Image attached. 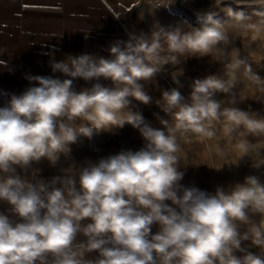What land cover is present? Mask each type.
I'll use <instances>...</instances> for the list:
<instances>
[{
  "label": "clouds",
  "instance_id": "clouds-1",
  "mask_svg": "<svg viewBox=\"0 0 264 264\" xmlns=\"http://www.w3.org/2000/svg\"><path fill=\"white\" fill-rule=\"evenodd\" d=\"M215 15L204 13L203 26L188 32L157 26L150 38L132 36L123 47L117 43L109 49L111 59L85 54L51 64L53 72L73 79H110L112 88L97 82L77 93L73 79L28 76L39 86L12 95L0 108V173L7 174L0 175V201L11 205L10 211L22 220L13 224L0 213V264H157V260L159 264H264V259L241 247L251 238L264 251V184L248 176L230 193L217 188L215 195L184 187L180 184L184 173L177 169L176 137L152 128L130 107V97L145 105L152 102L140 81H150L163 65L209 54L228 41ZM227 15L238 21L250 19L231 7ZM256 15L264 17V10ZM251 27L257 33L264 31L258 24ZM238 64L245 65L264 91V81L252 74L246 61ZM176 76L173 80L179 83ZM234 87V81L228 84L209 76L193 82L190 103L176 88L164 91L156 103L171 116L176 129L206 138L216 135L212 125L221 116L229 122V133L241 128L264 133V118L234 107L221 111V103L213 99L216 92L231 94ZM160 123L168 128L169 121ZM125 124L139 130L145 146L83 168L79 190L72 175L55 177L51 184H33L16 173L14 166L27 169L41 158L55 165L78 137L91 138L94 131ZM240 147L246 154L245 145ZM249 212L261 215L259 224L250 220ZM85 219L91 222L83 225ZM237 222L249 225L247 231L240 234ZM153 225L159 226L155 234ZM78 234L87 242L76 246ZM94 250L99 258H85ZM236 251L246 254L237 258Z\"/></svg>",
  "mask_w": 264,
  "mask_h": 264
},
{
  "label": "crops",
  "instance_id": "crops-1",
  "mask_svg": "<svg viewBox=\"0 0 264 264\" xmlns=\"http://www.w3.org/2000/svg\"><path fill=\"white\" fill-rule=\"evenodd\" d=\"M56 1L52 0V6L46 9L37 5L27 6L24 0L14 1L15 9L7 13L16 23L10 26L5 24L4 32L9 42H6L3 59H0V62L4 63L5 72L13 69L25 74L18 76L20 80L21 77L28 76L52 77L60 80L73 79L61 72H53L52 62L65 61L69 57L85 54L96 58L111 59L113 57L109 49L113 45L119 43L123 47L132 36L143 35L150 38L157 26L167 29V21L162 20L161 17L157 18V16L166 15L167 8L165 6L157 8L156 0H146L150 4L142 3V0H58V4ZM158 2L163 1L158 0ZM46 27L51 28V35L45 41L44 28ZM260 27L264 29L262 24ZM30 29H34L36 33L29 34ZM258 36L259 42L264 43V31L258 33ZM254 59L253 62L261 67L260 71H255L253 74L264 81V61L261 58L260 60ZM32 63H35L34 71H31ZM29 71L31 72L28 74ZM172 78L167 71L160 70L150 81H140L144 91L152 97V102L147 105L134 98L129 99L132 101L131 110L141 113L152 128L164 130L166 134L176 137L180 157L177 169L184 173L180 184L184 187H196L210 195H215L217 188L230 193L236 184L244 183L248 176H256L261 184H264V133L251 134L243 128L229 133L226 131L229 122L224 116L213 122L212 128L216 133L213 138L203 137L190 130L176 129L171 116L162 111L156 102L162 99L164 91L176 88L184 97L185 102L190 103L192 85L197 79L189 80L186 77L176 83ZM20 80L13 84V89L17 88L21 94L29 87L39 86L37 82L34 84ZM7 82L5 74L3 78L0 77V108L8 105L11 99L10 94L14 93L8 88ZM97 82L104 87H114L110 79L103 77L98 81L75 78L73 89L79 93L83 89H90ZM236 95L242 96L243 99L240 98L239 103L236 101L231 103V99H235ZM226 96L228 102H225L224 98L218 101L221 103V111L224 108L234 107L258 119L264 118V91L255 82L254 77H250L242 91H232ZM161 119L169 121L167 129L160 123ZM76 123L82 122L76 121ZM145 144L146 141L139 130L125 124L122 128L94 131L91 138L78 137L77 142L69 146L70 152L66 155L61 154L55 165L47 158H41L39 162H31L27 169L14 167L22 179H27L33 184L39 182L51 184L55 177L64 178L66 175H72L76 180V188L79 190V175L83 168L121 151H138ZM241 144L245 145L246 154L240 147ZM69 169L72 171L68 172ZM0 175L7 174L0 173ZM55 186L60 187V184L57 183ZM165 203L176 207L171 201H165ZM10 209L11 205L0 201V213L9 216L13 224L22 222L21 218L12 213ZM248 215L255 224H259L262 219L259 213L249 212ZM90 222L89 219H85L81 223L86 225ZM237 224L240 234L247 231L249 227L240 222ZM158 230L159 226L153 225L151 233L155 234ZM86 242L87 238L83 234H78L74 245L78 246ZM241 247L246 249V252L264 259V251L259 246L253 245L251 238L242 241ZM245 254L240 251L234 252L237 258H242ZM85 258L97 259L99 252L94 250L86 253ZM157 264H159L158 260ZM215 264L219 262L216 261Z\"/></svg>",
  "mask_w": 264,
  "mask_h": 264
},
{
  "label": "rangeland",
  "instance_id": "rangeland-1",
  "mask_svg": "<svg viewBox=\"0 0 264 264\" xmlns=\"http://www.w3.org/2000/svg\"><path fill=\"white\" fill-rule=\"evenodd\" d=\"M14 1L0 0V59H3L6 42H9L4 32L5 24L10 26L16 23L13 17L7 13L15 9L13 5ZM156 1L157 4L155 5L154 3V5L157 8H161V6L167 8L166 15L157 16V18L161 17L162 20L165 19L167 21V29L180 27L182 31L188 32L193 28H201L203 26V20L200 17L208 11H212L216 13L214 19L223 24L221 30L228 37V41H222L209 54L203 56H185L180 59L179 64L173 65L168 63L163 65L161 70L167 71L169 76L173 77V74L177 73L176 79L178 81L186 77L189 80H203L209 76H215L228 84L234 81L235 87L232 91L239 92V90L242 91L245 84L247 85V81H249L251 75L246 71L245 65L238 64V61L241 59L245 60L247 65L250 66L252 74L255 71H260L261 66L259 67V64L256 65L253 61L255 60L254 58L256 60H260L261 58L264 61V43L261 44L259 42L258 33L251 25L258 24L260 26L262 24L264 26V17H258L256 15L257 11L264 10V0H162V3L158 2V0ZM143 2L150 4L146 0H142ZM24 3L27 6L37 5L38 7H44V9L52 6V0H24ZM58 3L59 1L57 0L56 4ZM229 7L235 11H243L250 19L243 21L233 19L227 15ZM28 33H33L34 35L36 32H34V29H30ZM50 35L51 28H44L45 41ZM31 67V71H34L35 63H32ZM4 74L8 80V88L14 92L11 93L16 96L21 95V92L17 88L13 89V84L19 82V75L22 76L25 74L18 73V71L13 69H8L5 72L4 65L1 64L0 77L3 78ZM21 78L20 81L30 82L27 77ZM32 83L35 84L36 82L32 81ZM12 94H10V98ZM226 95V93L216 92L213 99L216 101L221 99L222 101V98H224V101L226 99L225 102H228ZM240 98L243 99L242 96L236 95L234 99L236 103L241 101Z\"/></svg>",
  "mask_w": 264,
  "mask_h": 264
}]
</instances>
